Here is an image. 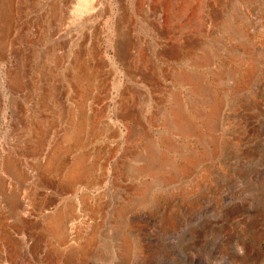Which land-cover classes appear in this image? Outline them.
I'll use <instances>...</instances> for the list:
<instances>
[{"label": "rangeland", "instance_id": "rangeland-1", "mask_svg": "<svg viewBox=\"0 0 264 264\" xmlns=\"http://www.w3.org/2000/svg\"><path fill=\"white\" fill-rule=\"evenodd\" d=\"M61 1L0 0V264H264V0H179L169 31L164 8L147 15L135 9L139 0H84L77 11L91 14L80 34L93 54L89 60L81 50L73 62L53 34ZM143 2L152 7L153 0ZM202 16L215 27L196 23ZM118 37L130 52L142 50L146 87L162 98L105 75ZM79 62L95 73L86 76ZM67 80L86 110L85 101L109 93L110 116L131 111L146 137L140 146L126 153L122 143L112 161L106 154L119 138L100 126L88 129L79 152L78 109L72 126L46 96ZM112 117L120 134L127 122ZM82 155L113 179L121 164L122 181L96 191L90 177L72 183ZM90 194L100 208L93 214L81 205L77 248L66 249L68 225L60 231V219L76 211L75 195Z\"/></svg>", "mask_w": 264, "mask_h": 264}, {"label": "bare ground", "instance_id": "bare-ground-1", "mask_svg": "<svg viewBox=\"0 0 264 264\" xmlns=\"http://www.w3.org/2000/svg\"><path fill=\"white\" fill-rule=\"evenodd\" d=\"M140 2L138 3V7L137 8H135V9H137V12H138V14H142V13H144L145 12V14H147V15H149L150 14V12L152 11V10H155V8H157V7H161V8H164L165 9V11H166V13H165V15H166V19H165V27L163 26V29L164 28H166V31H169L171 28H173V25H174V23H176V12H177V10H176V6H177V4H178V2H179V0H153V2H152V7L151 6H149L148 4H147V6H146V8L144 7V5L146 4H143L144 2H143V0H139ZM149 1V0H148ZM152 1V0H151ZM202 1V0H201ZM206 1V0H205ZM61 2H63L62 3V8L60 9L61 11H59L58 12V16L60 17V22H59V20L56 22V23H59L60 25L59 26H57L58 27V29H57V31H54L53 32V34L55 33L56 34V32H57V34H56V37H57V35H58V37H60L61 38V40L63 41V42H61V44L63 43V45L67 48V49H65L64 51L66 52V53H68L69 54V57H70V59H68L69 57H67L66 56V58L68 59V61L70 60L71 61V58H72V56L74 55L75 56V54H77V52H78V54H80L79 52L81 51V50H84L85 51V55L88 57V59L90 60V59H92L91 57H92V49H91V45H90V42H85V40H84V37L81 35L82 34V32H80L81 31V28L83 27V25H85V23H87V20H88V16H90V14H91V12L90 11H87L86 9L84 10V12H81V11H79V12H81V13H79L78 11H77V9H80L82 6H83V3H84V0H62ZM86 2H87V0H86ZM185 2V1H184ZM200 2V1H199ZM204 2V1H203ZM211 2V1H210ZM217 2V1H216ZM150 3V2H149ZM201 3V2H200ZM59 4V3H58ZM96 4V3H95ZM183 4V3H182ZM186 4V3H185ZM209 4V3H208ZM61 5V4H60ZM86 5H88V3L86 4ZM203 5V4H202ZM201 5V6H202ZM85 6V5H84ZM204 6V5H203ZM202 6V7H203ZM90 6H88V8H89ZM178 7V6H177ZM153 8V9H152ZM181 9H182V7H180ZM215 8V7H214ZM144 9H146V11H143ZM208 9V8H207ZM97 10V9H96ZM199 10V9H198ZM143 11V12H142ZM97 12V11H96ZM156 12V11H155ZM161 12V11H160ZM202 12V11H201ZM200 12V13H201ZM206 12H208V11H206ZM199 13V14H200ZM205 13V11L204 12H202V14H204ZM158 14H160V13H158ZM163 14V13H162ZM198 14V15H199ZM214 14H216V13H214ZM213 14V15H214ZM204 15H206V14H204ZM155 17H156V15H154ZM141 17V16H140ZM208 17V20H203V16H202V18H200L199 19V17H198V21L196 22V21H194V23L196 22V23H198L199 22V25H201V26H204V25H207V26H209V28L211 29V27H213L214 25V21H213V19H212V17L211 16H207ZM146 19V18H145ZM157 19H160V18H157ZM156 19V20H157ZM178 20L180 19V18H177ZM215 19V18H214ZM90 20V19H89ZM147 20H149V19H147ZM155 21V20H154ZM161 21V20H160ZM185 21V20H184ZM216 21V20H215ZM157 22V21H156ZM188 23V22H187ZM193 23V22H192ZM161 24H163V23H161ZM149 25V24H148ZM155 25V24H154ZM164 25V24H163ZM186 26V25H185ZM149 27H151V26H149ZM159 27V26H158ZM157 27V28H158ZM215 27V26H214ZM55 28H56V26H55ZM153 28V27H152ZM181 28V27H180ZM184 28V27H183ZM199 28H201V27H199ZM205 28V27H204ZM264 28V27H263ZM185 29V28H184ZM207 29H208V27H207ZM214 29V28H213ZM212 29V30H213ZM231 29V28H230ZM172 30V29H171ZM176 30V29H175ZM178 30H180V29H178ZM211 30V31H212ZM181 31H182V29H181ZM185 31V30H184ZM183 31V32H184ZM187 31V30H186ZM121 32V31H120ZM154 32H156V31H154ZM164 32H165V30H164ZM182 32V33H183ZM81 33V34H80ZM125 33V32H124ZM162 33V32H161ZM179 33V32H178ZM198 33V32H197ZM54 34V35H55ZM86 34V33H85ZM84 34V35H85ZM53 35V36H54ZM93 35V34H92ZM170 35V34H169ZM175 35H176V33H175ZM183 35V34H182ZM194 36V35H193ZM237 36V35H236ZM92 36H90V38H91ZM168 37V36H167ZM172 37H173V35H172ZM60 38H59V40H60ZM170 38V37H169ZM95 39V38H94ZM162 39V38H161ZM161 39H160V41H161ZM167 39V38H166ZM173 39H175V38H173ZM59 40H58V42H59ZM87 40H89V39H87ZM165 40V39H164ZM171 40V39H170ZM194 40V39H193ZM193 40H192V42H193ZM124 41V40H123ZM123 41L122 40H119V37H118V40L116 41V43H114V44H112V49H113V55L112 56H109V55H107V56H105V59H104V63L108 66V69H107V72H106V76L109 78L110 76L112 77V76H114V77H116V79H117V77H120L119 79H118V81H134L133 83H135L136 84V86L140 89V91L142 92V90H145V91H147L148 93H150L151 94V98H153V99H155V96H156V94L158 93L157 91H156V89L155 88H150V89H148L146 86H147V83H146V81H148V78H147V80H146V74H145V70H144V63H146L142 58H143V53H142V50L141 51H139V50H137V52H135V50L133 51V52H130V50L128 49V48H126V47H124V45H123ZM191 41V40H190ZM197 41V40H196ZM210 41V40H209ZM57 42V43H58ZM125 42V41H124ZM174 42V41H173ZM216 42V41H215ZM92 43V42H91ZM93 43H95V42H93ZM138 43V42H137ZM187 43V42H186ZM194 43V42H193ZM207 43V42H206ZM55 44V43H54ZM100 44V43H99ZM152 44V43H151ZM157 44V43H156ZM209 44V43H208ZM212 44V43H211ZM63 45H60L61 47H63L64 48V46ZM98 45V44H97ZM102 45V44H101ZM132 45V44H131ZM172 45H174V44H172ZM187 45V44H186ZM188 45H190V44H188ZM196 45V44H195ZM93 47V46H92ZM102 47V46H101ZM143 47V46H142ZM176 47V46H175ZM182 47V46H181ZM212 47V46H211ZM54 48V47H53ZM124 48V49H123ZM134 48V47H133ZM177 48V47H176ZM187 48V47H186ZM190 48V47H189ZM155 49V48H154ZM180 49V48H179ZM182 49H184V48H182ZM188 49V48H187ZM186 49V50H187ZM192 49V48H191ZM53 50H55V49H53ZM52 50V51H53ZM68 52H67V51ZM190 50V49H189ZM177 51V50H176ZM192 51H193V49H192ZM57 52V51H56ZM55 52V53H56ZM64 52V53H65ZM76 52V53H75ZM82 52V51H81ZM97 52H98V50H97ZM99 52H100V50H99ZM181 52H183V51H181ZM54 53V54H55ZM163 53V52H162ZM177 53V52H176ZM67 54V55H68ZM73 54V55H72ZM52 55H53V53H52ZM146 55V54H145ZM188 55V54H187ZM186 55V56H187ZM55 56H56V54H55ZM58 56V55H57ZM61 56L63 57L64 55H63V53L61 54ZM73 56V57H74ZM80 56V55H79ZM98 55H96V57H97ZM172 56V55H171ZM59 57V56H58ZM156 57V56H155ZM74 58H76V57H74ZM98 58V57H97ZM100 58H102V57H99L98 59H100ZM104 58V57H103ZM103 58L102 59H100V60H103ZM147 58V57H146ZM146 58H144V59H146ZM154 58V57H153ZM157 58V57H156ZM65 59V58H64ZM66 59V60H67ZM79 59V58H78ZM93 59H95V58H93ZM148 59V58H147ZM151 58H149V60H150ZM155 59V58H154ZM167 59H168V57H167ZM174 59V58H173ZM173 59H171V60H173ZM75 60V59H74ZM74 60H72L71 62H73ZM95 60H97V59H95ZM152 60V59H151ZM175 60H177V59H175ZM174 60V61H175ZM195 60V59H194ZM68 61H66L67 63H69ZM78 61H80V60H78ZM77 61V62H78ZM148 61V60H147ZM153 61V60H152ZM154 61H156V60H154ZM168 61V60H167ZM173 61V62H174ZM180 61V60H179ZM182 61V60H181ZM76 62V63H77ZM93 62V61H92ZM95 62V61H94ZM100 62V61H99ZM76 63H74L73 64V66L72 67H74L75 65H76ZM80 63V65H82L84 68H85V70H87L86 71V76H92L93 75V73H95L93 70V67L94 66H92V65H89V64H84L83 65V63L82 62H79ZM90 63H91V61H90ZM184 63V62H183ZM66 64V63H65ZM78 64V63H77ZM94 64V63H93ZM95 64H96V62H95ZM175 64V63H174ZM62 65V64H61ZM104 65V64H103ZM160 65V64H159ZM77 66H79V65H77ZM170 66V65H169ZM168 66V67H169ZM71 67V68H72ZM81 67V66H80ZM95 67H96V65H95ZM101 67V66H100ZM173 67H175V66H173ZM66 68V67H65ZM69 68H70V66H69ZM70 68V69H71ZM98 68V67H97ZM77 70L79 69V68H76ZM101 69H103V67L101 68ZM106 68H104V70H105ZM167 69V68H166ZM171 69V68H170ZM72 70V69H71ZM71 70H70V72H71ZM82 70H83V68H82ZM97 70V69H96ZM100 70V69H99ZM161 70H163V69H161ZM75 71V70H74ZM78 71H81V69L80 70H78ZM98 71V70H97ZM102 71V70H101ZM176 71V70H175ZM73 72V71H72ZM88 72V73H87ZM161 72V71H160ZM151 73V72H150ZM159 73V72H158ZM163 73V72H162ZM167 73H170V71L169 72H167ZM98 73H96V75H97ZM157 74V73H156ZM164 74V73H163ZM162 74V75H163ZM171 74V73H170ZM73 75V74H72ZM78 75V74H77ZM76 75V76H77ZM105 75H102V76H105ZM152 75V74H151ZM157 76V75H156ZM69 77V76H68ZM71 77V76H70ZM78 78H80L79 76H77ZM77 77L75 78V79H77ZM154 77V76H153ZM159 77V76H158ZM157 77V78H158ZM162 77V76H161ZM165 77V76H164ZM163 77V78H164ZM63 78V77H62ZM156 78V79H157ZM160 78V77H159ZM101 79V78H100ZM111 79V78H110ZM156 79H155V81H156ZM172 79V78H171ZM178 79H181V78H178ZM81 80V79H80ZM80 80H77V81H80ZM105 81H106V79H104ZM104 80H102V81H104ZM107 80H109V79H107ZM152 80V79H151ZM161 80V79H160ZM174 80V79H173ZM86 81V80H85ZM101 81V82H102ZM155 81H154V83H155ZM157 81H158V79H157ZM163 81H164V79H163ZM176 81H178L177 80V78H176ZM180 81V80H179ZM63 82V81H62ZM151 82V81H150ZM150 82H149V84H150ZM160 82V81H159ZM56 84H57V82H55ZM75 83V82H74ZM73 83V81H68L67 80V82H66V84L63 86H61L60 87V85H57L56 87L54 86H52V87H50L48 90H47V97H48V99L51 101V103L55 106V107H57V111H59V113L61 114V112L60 111H64V113L65 112H67V119H70L69 121H67V123L68 124H72V126L75 124L74 122L76 121V115H75V107H76V109H78V110H76L77 111V113H78V118H79V128H76L75 130H77V131H79V143L77 144V147H76V145H75V148H78L77 150L79 151V152H83V150L85 149V145H83L84 143H83V139L86 137V134L88 133V129L89 128H92L91 130H98L99 128H100V126H103V128H105V130L107 131V132H111L112 134H113V136H117L118 138H119V140H117V142H115L116 141V139L115 138H113V139H115V141H113V143H115V144H113V145H111V148H110V146H109V149H111V150H109L108 151V153L106 154L107 156H109V158H111V160L113 161V159L112 158H114L115 156H116V152H118V151H116V152H114L113 150H115V149H117V147H119L122 143L123 144H128V146H127V148H126V151L124 150V148H123V152L125 151L126 153L129 151V147L131 146V145H138V146H140L139 144V141L141 140L142 141V139L141 138H143V137H141V134H143L141 131L139 132V130H138V128L139 127H141V126H139L138 124H140V123H138V122H133V114H132V112L130 111H126V110H119L118 112H116V111H114L115 113H114V115H112V116H116V115H118V116H122V118L127 122V124H126V128L120 133V134H118V132L117 131H119V130H116V129H118L117 128V124H115L116 123V121L114 120V117H112V116H110V114H109V108H110V104L112 103V101H113V97H111V95L109 94V93H105V95L103 96V97H101V99H88L89 100V102H87V101H85L86 103H88L87 104V110L85 109L86 108V106L84 107V105L82 104V103H80V102H77V101H74L72 98L73 97H75L76 96V90H75V88L73 87V85L75 86V84ZM79 82H77L76 84H78ZM93 83V82H92ZM123 83V82H122ZM157 83V82H156ZM164 83V82H163ZM55 84V85H56ZM59 84V83H58ZM90 84H91V82H90ZM94 84V83H93ZM102 84V83H101ZM115 84H117V83H115ZM118 84H120L119 82H118ZM130 83H128L127 85H129ZM148 84V85H149ZM193 84V83H192ZM99 85V84H98ZM112 85H114V84H112ZM124 85H126V84H124ZM156 85V84H155ZM187 85V84H186ZM188 85H189V83H188ZM187 85V86H188ZM92 86V85H91ZM101 86V85H100ZM108 86H109V84H107V88H108ZM151 86V85H150ZM150 86H148V87H150ZM154 86V85H153ZM93 87V86H92ZM106 87V86H105ZM127 87V86H126ZM137 87H135V88H137ZM88 88V87H87ZM94 88H95V86H94ZM96 88H97V86H96ZM101 88V87H100ZM118 88V87H117ZM124 88V87H123ZM131 88H132V86H131ZM130 88V89H131ZM134 88V89H135ZM137 88V89H138ZM162 88V87H161ZM85 89V88H84ZM99 89V88H98ZM102 89V88H101ZM100 89V90H101ZM128 89V88H127ZM126 89V90H127ZM130 89H128V90H130ZM133 88H132V91L134 90ZM164 89V88H163ZM173 89V88H172ZM190 89V88H189ZM124 90V89H123ZM158 90V89H157ZM87 91V90H86ZM97 91V90H96ZM99 91V90H98ZM101 91H103V89L101 90ZM113 91V90H112ZM139 91V90H138ZM137 91V92H138ZM79 92V91H78ZM100 92V91H99ZM98 92V93H99ZM104 92H105V90H104ZM110 92V91H109ZM125 92V91H124ZM136 92V93H137ZM162 92V91H161ZM161 92H159L158 93V95L157 96H159L160 95V93ZM80 93V92H79ZM89 93H92V92H89ZM122 93V92H121ZM128 93V92H127ZM135 93V94H136ZM56 94H57V96H56ZM88 94V93H87ZM93 94V93H92ZM104 94V93H103ZM137 94H139V93H137ZM142 94V93H141ZM170 94V93H169ZM80 95V94H79ZM97 95V94H96ZM133 95V94H132ZM146 96H147V94H145ZM120 96H123V95H120ZM134 96V95H133ZM148 96H150V95H148ZM85 97V96H84ZM88 97V96H87ZM90 97V96H89ZM94 97V96H93ZM135 97H137V95H135ZM134 97V98H135ZM139 97V96H138ZM144 97V96H143ZM160 97L162 98V96L160 95ZM168 97H171V96H169L168 95ZM178 97V96H177ZM189 97V96H188ZM120 98V97H119ZM147 98V97H146ZM160 98V99H161ZM176 98V97H175ZM164 99H166V98H164ZM48 100V101H49ZM81 100V99H80ZM137 100V99H136ZM145 100V99H144ZM157 100V99H156ZM159 100V99H158ZM143 101V100H142ZM146 101H148V100H146ZM161 101V100H160ZM82 102V101H81ZM118 102H119V100H118ZM122 102V101H121ZM163 103V102H162ZM165 103V102H164ZM163 103V104H164ZM178 103V102H177ZM124 104V103H123ZM137 104V103H136ZM156 104V103H155ZM162 104V105H163ZM121 105V104H120ZM124 105H127V104H124ZM130 105V104H129ZM151 105V104H150ZM174 105H176V104H174ZM119 106V105H118ZM118 106H117V108H118ZM132 107H133V105H131ZM155 106H158L157 104L155 105ZM125 107H128V106H125ZM131 107V108H132ZM135 107V106H134ZM134 107H133V109L132 110H134ZM159 107V106H158ZM183 107V106H182ZM116 108V109H117ZM122 108H123V106H122ZM129 108V107H128ZM127 108V109H128ZM137 108V107H136ZM135 108V109H136ZM186 108V107H185ZM126 109V108H125ZM138 109V108H137ZM175 109V108H174ZM73 110V111H72ZM139 111V110H138ZM152 111V110H151ZM135 113L137 112V111H134ZM138 113V112H137ZM140 113V112H139ZM139 115V114H138ZM138 115H136V117L138 116ZM154 115V114H153ZM157 115V114H156ZM170 115V114H169ZM135 116V115H134ZM163 116V115H162ZM186 116V115H185ZM175 117V116H174ZM145 118V117H144ZM140 119V118H139ZM170 119H171V117H170ZM121 120V119H120ZM172 120V119H171ZM170 121V120H169ZM125 122V123H126ZM148 122H152L151 120L149 121V119H148ZM171 122V121H170ZM122 123H123V121H122ZM124 123V124H125ZM153 123V122H152ZM177 123V122H176ZM142 124V123H141ZM144 124V123H143ZM142 124V125H143ZM151 124V123H150ZM191 124V123H190ZM146 126H147V124H145ZM149 125V124H148ZM215 125V124H214ZM144 126V125H143ZM145 126V127H146ZM149 126H151V125H149ZM154 126V125H153ZM165 126V125H164ZM76 127V126H75ZM145 127H144V130H145ZM120 128V127H119ZM175 128L177 129V130H181L182 129V125H177V126H175ZM170 129V128H169ZM187 129V128H186ZM185 129V130H186ZM121 131V130H120ZM196 131V130H195ZM160 133V132H159ZM101 134H103V132L101 133ZM145 134H146V132H145ZM144 134V135H145ZM99 135V134H98ZM169 135V134H168ZM197 135V134H196ZM39 136V135H38ZM65 136V135H64ZM107 136H110V135H107ZM145 136H147V135H145ZM90 137V136H89ZM164 137V136H163ZM219 137V136H218ZM97 138H99V136L97 137ZM109 138V137H108ZM110 138H111V136H110ZM146 137H144L143 139H145ZM68 139V138H67ZM66 139V140H67ZM77 139V138H76ZM92 139V138H91ZM95 139V138H94ZM93 139V140H94ZM97 140V139H96ZM90 141V140H89ZM45 142V141H44ZM66 142V141H65ZM71 142H72V140H71ZM75 142V141H74ZM100 142V141H99ZM106 142V141H105ZM110 142V141H109ZM112 142V141H111ZM204 142V141H203ZM90 143V142H89ZM139 143V144H138ZM153 143H155V142H153ZM70 144V143H69ZM103 144V143H102ZM73 145V144H72ZM95 145V144H94ZM89 146V145H88ZM103 147V146H102ZM126 147V146H125ZM93 148V147H92ZM108 148V147H107ZM106 148V149H107ZM135 148V147H134ZM133 148V149H134ZM159 148V147H158ZM40 149V148H39ZM105 149V150H106ZM119 149V148H118ZM121 149V148H120ZM132 149V148H131ZM132 149V150H133ZM139 149V148H138ZM71 150H73V149H71ZM122 150V149H121ZM59 152V151H58ZM125 152H124V154H125ZM88 153H89V151H88ZM95 153V152H94ZM84 155V154H83ZM80 156L79 158H78V161L76 160V164L74 165V171L72 172V174H71V177H70V180H71V182L72 183H75V184H77V183H79L80 181H82L84 178H86V177H90L91 179L89 180V182H92V184H90V186H94L93 187V189L92 190H98L99 188H101V186L103 185V184H106V182H108V181H111L113 178H112V174L110 175V172L107 170V169H105L103 166H101V168H98L97 169V167L99 166L98 164H97V167H95L94 165L91 167H89L88 166V163H87V160L88 159H86V156H88V155H85V156ZM106 155H103V156H106ZM128 155V154H127ZM130 155V154H129ZM166 155V154H165ZM57 156V155H56ZM59 156V155H58ZM88 157H90V156H88ZM132 157V156H131ZM156 157V156H155ZM158 157V156H157ZM116 158V157H115ZM124 158V157H123ZM63 159V158H62ZM103 159V158H102ZM150 159V158H149ZM98 160V159H97ZM101 160V159H100ZM125 160V159H124ZM109 161H110V159H109ZM114 161H115V159H114ZM117 161V160H116ZM119 161V160H118ZM53 162H55V161H53L52 160V163ZM57 162V161H56ZM100 162V161H99ZM160 162V161H159ZM158 162V163H159ZM96 163V162H95ZM104 163H106V162H104ZM123 163V162H122ZM109 165V164H108ZM124 165V164H123ZM127 165V164H126ZM156 165V164H155ZM54 166V165H53ZM69 166V165H68ZM110 166V165H109ZM115 166H117V165H115ZM121 164L120 165H118V171H117V173L115 172V177H114V185H116L117 183H120L122 180V178H123V174L124 173H121V172H123V171H121ZM65 167V166H64ZM103 167V168H102ZM123 167V166H122ZM157 168H158V164H157V166H156ZM155 167V168H156ZM164 167V166H163ZM53 168V167H52ZM66 168V167H65ZM154 168V167H153ZM152 168V169H153ZM162 168V167H161ZM166 168V167H165ZM164 168V169H165ZM126 169V168H125ZM50 170V169H49ZM61 170V169H60ZM95 171H100L101 173H99L100 175H99V178H97V176L95 177L94 176V172ZM115 171V170H114ZM97 174V173H96ZM87 180V179H86ZM118 185V184H117ZM89 186V188H91ZM112 186V185H111ZM52 187V186H51ZM125 188V187H124ZM77 189V188H76ZM102 190V189H101ZM91 191V190H90ZM124 191V190H123ZM122 191V192H123ZM78 192H79V190H78ZM81 192V191H80ZM83 192H84V190H83ZM124 192H126V191H124ZM123 192V193H124ZM73 193V192H72ZM126 194V193H125ZM72 195V194H71ZM74 195V194H73ZM91 195V194H90ZM64 196V195H63ZM80 196V195H79ZM126 196V195H125ZM75 197H76V204H77V209H76V211H72V210H70V211H72L73 212V214H74V212H75V215H73V214H69V215H66L65 214V216H63L61 219H60V223H61V221H62V223H61V225H58L59 226V230L60 231H64L63 229H62V226L64 227V222H66L65 223V225L67 226V238H68V240H69V242H68V244H67V246H66V249H69V250H73V248L74 247H76L77 248V246H76V242H75V239H74V235H75V233H76V231H78V222L77 221H81L80 220V212H81V205H86V206H88L91 210H92V213L94 214L95 212H97L96 211V209L99 207V204H100V202L98 201V195H94V194H92L91 195V198L90 197H85V196H83V197H79L80 198V200H78V196L77 195H75ZM74 197V198H75ZM126 198V197H125ZM102 200V199H101ZM69 203V202H68ZM72 203V202H71ZM70 203V204H71ZM79 206H80V208H79ZM86 208V207H85ZM100 208V207H99ZM49 209V208H48ZM98 210V209H97ZM71 212V213H72ZM82 214V213H81ZM59 215V214H58ZM95 215H97V213L95 214ZM62 216V215H61ZM84 217V216H83ZM82 217V218H83ZM97 216H95V218H96ZM95 218H93L92 217V220L94 221L95 220ZM86 220V219H85ZM88 220V219H87ZM90 220V219H89ZM88 220V221H89ZM83 221V220H82ZM96 221V220H95ZM92 223V222H91ZM90 224V223H89ZM87 227V226H86ZM84 228V227H83ZM66 229H65V232H66ZM64 233V232H63ZM78 235V234H77ZM76 238V237H75ZM79 244H80V241H79ZM79 247V246H78ZM125 247V246H124ZM63 248V247H62ZM68 250V251H69ZM74 251H75V249H74ZM73 252V251H72ZM72 252H71V254H72ZM61 253H63V252H61ZM70 260V259H69Z\"/></svg>", "mask_w": 264, "mask_h": 264}]
</instances>
